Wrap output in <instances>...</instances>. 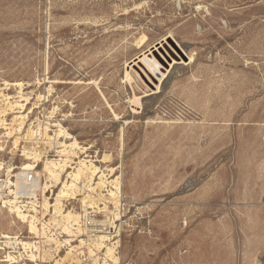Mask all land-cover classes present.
<instances>
[{"label":"rangeland","instance_id":"obj_1","mask_svg":"<svg viewBox=\"0 0 264 264\" xmlns=\"http://www.w3.org/2000/svg\"><path fill=\"white\" fill-rule=\"evenodd\" d=\"M169 32L194 60L174 64L149 94L154 85L134 62L151 45L170 51ZM142 34L148 41L139 49ZM5 81L23 82V91ZM0 88L28 98L24 113L33 111L18 147L0 123V182L8 170L16 180L23 146L33 144L23 136L29 123L56 105L42 127L53 136L60 123L67 143L87 149L71 156L73 166L92 159L108 181L119 178V188L95 195L91 216L82 196L60 198L54 182L39 188L37 217L60 241L51 246L3 204V184L0 264H104L112 245L118 262L107 264H264V0H0ZM24 113L15 109L6 123ZM37 145L43 159L56 157ZM45 197L81 214L86 230L52 224ZM103 218L107 239L99 250L90 246L94 259L80 240L98 234L94 220Z\"/></svg>","mask_w":264,"mask_h":264},{"label":"bare ground","instance_id":"obj_2","mask_svg":"<svg viewBox=\"0 0 264 264\" xmlns=\"http://www.w3.org/2000/svg\"><path fill=\"white\" fill-rule=\"evenodd\" d=\"M164 36H165L163 38L164 43L167 44L170 51L167 50L163 44H161L159 47H157V44L151 45L150 48L147 49L148 53H146L147 51L145 50V52L143 53L144 56L140 58L137 62H134V65L140 63L144 66V68H141L142 73L144 74L148 83L154 85V90L150 88L149 94H153L159 91L162 79L166 77L167 73L171 70L174 64H178V63L187 64V61L190 63L194 60V54L192 53L189 54L184 50H182V48L179 46V43L172 32H169ZM147 41H148L147 36L145 34H142L140 38L136 41L137 48L141 49L147 43ZM160 43L161 42L158 41V44ZM248 63L249 62L247 61V64ZM145 84L146 83H144V85ZM4 85L6 88H8V86L18 87L19 89L18 93H20L21 90L24 88L23 82L11 83L5 81ZM46 89H47L46 92L48 93V95H50V92L52 91V86H49ZM149 94L148 92H144L142 96L145 97ZM48 95H43V94L38 95L37 99L47 102ZM0 96L3 97L2 101L4 102L3 105L4 107L0 105V123L3 124L8 130L5 134L9 137H14L13 139L14 146L18 147V145L20 144L21 135L19 136L17 134L22 133V129H24V124L26 123V120H29L30 114L33 113V111L31 110H29L28 113H24L28 109L26 105L29 104L30 101L28 98H23L22 94L21 95L19 94L18 96L15 97V99H12L14 97L4 94L1 91V88H0ZM22 101H25V103H23ZM133 101L136 104H140L139 98L135 97V95ZM39 107L40 106L37 105L35 106V108H39ZM15 109H18V113H24V114L21 115L18 114V116L14 115L9 125L8 123H6L5 116L9 113H12ZM42 110L46 111V113L43 114L44 120H41L40 117H36L35 120L29 123V126L26 129V133L23 135L25 139H27L30 143H33L29 147V149H26L27 147L23 146L22 155L25 156V159L27 161L21 164L19 171L15 174L16 180L14 182L11 181L9 178L11 174V170L5 168L8 170L6 175L7 177L4 180V183L0 182V187L4 184L3 186H6L8 191L5 196L7 197V199L3 200V204L9 203L10 204L8 206L9 209L11 211H15L16 216L18 218L27 222L30 231H32L35 235L41 236L44 239L42 243L44 242L46 245L51 246L53 243L59 244L60 241L53 236L54 234H51V231L49 230V228H47L48 227L47 222H40L39 221L40 217L39 218L37 217V213H40L38 212L37 209L39 207L38 203L40 202V200L38 202L37 199V191L39 190V188L46 189L48 187H51L53 185L52 183L54 182V184L56 185H61L59 194H57L60 198L77 199L78 196H82L80 200L82 201V204H84L83 209L86 211L85 216L86 215L89 216L90 212L92 211L88 212L87 209L95 207L96 201H98V197L96 198L95 195H100L103 188L108 184L116 188H119V178L117 177L114 178L113 180L111 179V181H108L106 176L102 173L103 171L101 173L100 171H98V167L95 166L92 159L91 160L80 159L79 161H77L78 160L77 159L76 160L77 162L75 163L76 165L73 166L74 162L71 156L73 155L77 156L80 153H86L87 149H84L83 146H80V144L77 142L76 139H72L71 142L67 143L66 142L68 141L67 139L72 137L68 132V130L63 127L64 125L62 126L60 123L57 124L58 128L56 127L57 129L54 130L53 136L49 135L50 133H48L47 126H45V128L42 127L43 121H46L45 124L48 125L49 121L51 120L50 118L56 116V113L59 110V105L53 106L51 110H47L45 107ZM64 116H69V115H64ZM35 122L36 124L33 125ZM61 138H64V140H61ZM40 141L41 143H44L46 147L55 149L56 152L55 158L52 159L42 158V156L40 155V151L37 150V148L39 147L37 143H40ZM109 158H110L109 154H104L103 159L108 160ZM41 162L43 163V167L42 170L39 171L38 165ZM0 167H1V163H0ZM69 169L71 170L69 171ZM31 172H34L36 176L33 180L28 181L29 180L28 176L30 175ZM42 175H44L45 177L44 182H42L41 180ZM63 175L66 176V179L63 178ZM1 192L2 191L0 189V198H2ZM40 204H42L41 206H43L46 209H48V207L51 206L54 207L53 215H51L52 213L50 214L52 220L51 219L50 220L52 224L54 223V225H58L57 227H60L63 231L67 233L70 232L73 233L74 229H76L77 232L86 230V228L83 227L84 223H82L83 222L82 215L74 211V209L68 210L64 208L60 200L55 201L53 205H50L48 199L45 197L44 201L41 202ZM23 207L28 208V210H26L27 212H24V210L22 209ZM115 207L117 208V205ZM104 208L107 209L106 205L104 206ZM38 222H40L41 226L38 224ZM94 222H97L94 224L96 225L97 228L93 227L94 229L92 230L96 231L98 234L96 233L87 234L88 235L87 237L88 239L86 240L87 242L81 239L80 244H86L88 246V251L90 255H93V258L97 259L96 254H93L94 251L90 248V246L94 247L96 250L103 248L104 241L107 239V236L102 235L100 233L103 231L102 230L103 225L109 224V219L103 218L102 220H94ZM57 227L56 229H58ZM72 227H74L73 230ZM73 234H77V233H73ZM4 241L3 242L6 245L8 241L6 240ZM24 244L25 246L28 245L29 247L32 245V243H28V242L23 243V245ZM113 246L114 245L107 246L104 252V259H103L104 264H107L108 261H112L115 263L118 262L117 258L115 257L116 254L115 255L113 254ZM7 257L9 260L15 259L14 257H11V255H7Z\"/></svg>","mask_w":264,"mask_h":264},{"label":"built area","instance_id":"obj_3","mask_svg":"<svg viewBox=\"0 0 264 264\" xmlns=\"http://www.w3.org/2000/svg\"><path fill=\"white\" fill-rule=\"evenodd\" d=\"M33 176H34L33 174L29 175V177H28L29 180L33 179ZM89 216H91V215H89Z\"/></svg>","mask_w":264,"mask_h":264}]
</instances>
